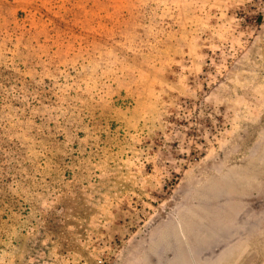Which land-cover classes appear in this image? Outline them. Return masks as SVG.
<instances>
[{"label":"rangeland","instance_id":"obj_1","mask_svg":"<svg viewBox=\"0 0 264 264\" xmlns=\"http://www.w3.org/2000/svg\"><path fill=\"white\" fill-rule=\"evenodd\" d=\"M0 264H264V0H0Z\"/></svg>","mask_w":264,"mask_h":264}]
</instances>
